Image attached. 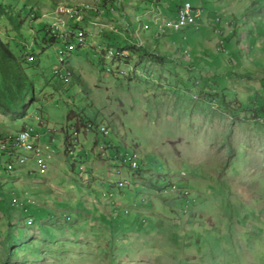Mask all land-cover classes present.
Returning a JSON list of instances; mask_svg holds the SVG:
<instances>
[{"label":"rangeland","instance_id":"rangeland-1","mask_svg":"<svg viewBox=\"0 0 264 264\" xmlns=\"http://www.w3.org/2000/svg\"><path fill=\"white\" fill-rule=\"evenodd\" d=\"M1 1L21 15L20 34L0 10V36L31 84L25 110L16 111L3 92L17 101L21 95L12 78L0 75V135L26 126L40 147L22 149L29 158L20 166L27 167L24 179L16 177L20 169L0 163V194L22 200L27 192L35 204L0 207V264H264V0H189L203 9L196 27L154 28L156 36L163 33L160 40L150 25L141 28L156 17L150 3L138 0ZM184 1L168 5L177 10ZM71 6L91 12L77 20ZM69 18L92 27L83 48L75 44L62 61L57 44L43 43L42 29L46 22L52 32L65 29ZM108 31L128 39L131 52L106 57ZM77 38L84 39L82 30ZM140 39L157 52L145 54L135 45ZM163 55L183 64L169 71ZM212 78L222 86L210 87ZM256 105L263 110L254 118L239 112ZM72 124L77 130L69 139ZM109 143L119 150L115 156L108 155ZM126 152L150 167L130 170L122 161ZM173 184L194 199L188 207L180 194L163 191ZM104 193L108 201L133 198L120 206L129 213L124 220H136L133 231L93 212L117 213L110 216ZM42 207L52 215L27 224L26 215ZM42 228L55 231L57 247L61 237L69 240L61 254L42 241ZM30 239L43 249L39 255L23 244Z\"/></svg>","mask_w":264,"mask_h":264},{"label":"clouds","instance_id":"clouds-1","mask_svg":"<svg viewBox=\"0 0 264 264\" xmlns=\"http://www.w3.org/2000/svg\"><path fill=\"white\" fill-rule=\"evenodd\" d=\"M138 1H140V2H146V3H150V5L149 4H147V7L146 8H152V10L151 11H153L154 13H155V17L156 18H154L153 19V22H155L154 23V25H150L149 23H151L149 20H146V21H144V23L146 24H143V23H141V28H143L145 31L146 30H148V28L151 26V27H154V26H156L159 30H161L162 32H164V31H166V30H170V31H172V32H179V31H182L184 28H188V27H191V26H194V27H196L195 25L197 24V19H199L200 17H202V15H203V9H201V8H199V7H196V6H194L189 0H185L184 2H183V4H181L180 5V8H178L177 10H176V12H173V13H175V17H173L172 15H173V13H172V11L168 8V10H167V7H169L168 5H166V3L163 1V0H161V2L164 4V6H162L161 4H158V3H155V0H138ZM202 0H201V4H202ZM186 4H189L190 5V14H191V16L193 17V22H190V23H187L186 25H184V26H181L180 28H178V29H176L174 26H170L169 25V23L170 22H173V23H176V22H178V20H179V12H180V10L182 9V8H184L185 7V5ZM158 6H161V7H158ZM56 7V5L54 6V8ZM71 7H77V8H79V9H82V16L84 17V20H85V15H84V12H88V9H85V8H83V7H78V6H71ZM166 9V10H165ZM156 11L158 12V13H156ZM170 11V12H169ZM54 12H55V9H54ZM101 12H102V10H101ZM157 15V16H156ZM220 18L222 19V17H220V16H218L217 17V19H215V22L217 23V24H220V23H218L219 21H220ZM81 23L80 22H76L74 19H72V18H69L68 20H67V23L65 24V29H58V30H56V32H52L51 31V28H50V23H48V28H49V31L53 34V35H55V36H57V37H66V38H70V44L69 45H65L63 48H60V50H59V52L61 51L62 52V54L60 55V60H62L63 61V59H62V55L64 54V53H66V52H68V50L70 49V48H73V46L76 44V47H82V44H83V41L85 40V38H86V36H87V34H88V31H90L91 30V27L92 26H87V25H80ZM152 24V23H151ZM150 25V26H149ZM71 26L72 27H77L78 29L80 28V27H84V26H86V27H84L86 30V32L84 33L85 34V36H84V39L82 40V41H80V40H78V41H74L75 39H78L77 37H76V34H74L73 32H75L72 28H71ZM70 30H72V32L70 31ZM135 30H137V28L135 29ZM139 30V29H138ZM144 32V31H143ZM215 32H218V33H220V31L219 30H217V31H215ZM141 35H142V31H141ZM143 36V35H142ZM143 39H144V37H143ZM143 44H145L144 43V41L142 40V39H140V41L138 42V45H143ZM66 47V48H65ZM109 52V55L111 56V54H110V52L111 51H108ZM187 54V53H186ZM188 55V54H187ZM88 127V126H87ZM86 127V128H87ZM30 130L31 131V133L34 135V133H33V131H32V129L31 128H29V127H24L23 129H21L20 131H17V132H15V133H10V134H7V135H2L3 137H0V140H6L7 138H9L10 136H13V135H15V134H17V133H19V132H21V131H23V130ZM100 131H101V128H100ZM102 132V131H101ZM105 134V133H104ZM105 135H107V134H105ZM34 137H35V135H34ZM35 143H36V141H35ZM70 144H73V139L66 145V147H67V151H69V149H71V145ZM39 144H37V146H38ZM41 146H43V145H41ZM38 147H40V146H38ZM66 150V149H65ZM12 151V154H8L7 152H2V155L0 156V163L1 164H4L5 166H6V169L7 170H12V171H14V170H16V168L18 167V166H23V165H26V162L28 161V157L27 156H25L24 154H23V152H22V149L21 150H17V151H15V150H11ZM71 152V151H70ZM69 153V152H68ZM132 155L130 152H127L122 158L124 159V160H122L126 165H127V167L130 169V170H133V171H138V168H139V166L137 167V168H131V166L129 165V162H127V160H126V157H127V155ZM133 154H135V155H137V158H138V154L137 153H133ZM53 155V154H52ZM43 156H45V159H51L53 156H51L50 158H47L46 157V154H43ZM20 157H23V158H26V160H25V162L24 163H22V162H20L19 161V159H20ZM32 158V160H36V158L34 157V155L31 157ZM37 161V160H36ZM138 161H139V165H140V163H142L143 164V166H146V167H150V165L148 164V165H146L145 164V162H142V161H140L139 159H138ZM38 162V161H37ZM142 169V168H141ZM141 169H139V170H141ZM129 182H127L126 184H128ZM120 185L122 186V185H124L123 183H120ZM178 187V188H177ZM180 187L178 186V185H176V184H173V185H170V187L169 188H165V190H163L164 192H169L170 193V191H172V192H175V194H180L181 195V198L183 199V202H182V208H186V207H188V205H190V202H193L194 201V199L192 198V197H189V196H187V194H186V191H185V189H182V188H180V189H182V190H180L179 189ZM15 193H12L11 194V196L10 197H8V198H6L5 196H3L2 194H0V207H2V208H4L3 206L5 205H7L10 209H15V208H17V207H20V208H23V206H28V208H30L31 207V205H35L34 204V201L31 199V195L29 194V197L27 196V192L25 193V196H24V199H22V200H19V199H17V198H15ZM192 204V203H191ZM30 206V207H29ZM123 211H124V214H126L125 212V210L123 209ZM129 213H127L126 215H128ZM39 214L37 213V214H30V215H26V223L27 224H32L34 221L35 222H38L37 221V219H36V216H38ZM66 220H70V216L69 215H67L66 217ZM139 220V219H138ZM65 223H67V221H65L64 223H62V224H65ZM39 224H41L40 222H39ZM53 227V226H52ZM29 242L31 243V244H28L29 246H30V248H32V247H35V245H34V243L32 242V239H30L29 240ZM17 249V248H16ZM15 249V250H16ZM40 252H41V249L39 248L38 249ZM49 252H51V250H49ZM48 252V253H49ZM39 255V254H38Z\"/></svg>","mask_w":264,"mask_h":264},{"label":"trees","instance_id":"trees-1","mask_svg":"<svg viewBox=\"0 0 264 264\" xmlns=\"http://www.w3.org/2000/svg\"><path fill=\"white\" fill-rule=\"evenodd\" d=\"M103 1H105V0H103ZM164 2L166 3V5H168L169 2H170V0H165ZM168 6H171V5H168ZM116 7H118V6H116ZM178 8H180V5H177V9ZM0 10H2L3 13L6 16H8V19H9L8 21L10 22V25L12 26L13 30L16 31V32H18V33H20V29H21V27L23 25L22 22H21V19L19 17V16H21L20 13H18L17 10L14 11L13 8L9 7L8 4H4V2L1 1V0H0ZM88 12H91V10H88ZM102 13H103V11H102ZM172 16L175 17L176 16L175 13H173ZM149 24L152 25L151 23H149ZM48 26L49 25H48L47 22L43 25V29L42 30H44V32L46 34V38L43 41V43H45V44H47V43H49V44L51 43L52 44L53 43L54 45L57 44L59 46V48H63L65 45H69L70 44V41H69L70 38L57 37V36L53 35L49 31ZM84 27H86V26H84ZM84 27L82 26V27H80L78 29L77 27H72L71 26V28L76 32V37H77V33L79 32V30L80 31L82 30L83 31V34L86 32L85 31L86 29ZM154 28L156 29L157 27L156 26L152 27V29H153L152 30V34L154 36H156V33L154 32ZM118 29H119V27H117V30ZM157 30H159V29L157 28ZM21 33H22V31H21ZM103 33H107V31L106 32L103 31ZM128 34H129V32H128ZM162 35H163V33H160L159 32V34L156 36V39L157 40H160L159 38ZM84 36H85V34H84ZM149 36H151V35H149ZM106 39H107L108 45L106 47V51H103V52H104V54L105 53L107 54L108 51H111L112 52L111 57L113 59L114 58L115 59L121 58V57H119L120 52L123 54V52L125 51V49L126 50L128 49L131 52L130 48L132 46H130L129 40L128 39H124L122 36H120V32L108 31V34L106 36ZM127 40H128V42H127ZM74 41H78V39H75ZM222 42H223V40H222ZM35 44H36V42H35ZM135 45L138 46V43L135 44ZM18 46H20V45H18ZM128 46H130V47H128ZM34 47H35V45H31V47L29 49L33 52L34 51ZM138 47H142L143 48V52H145V54H146V52L148 54L150 52H152V54L155 53V52H157L154 49H151L150 46H148V43H145V44H143L141 46H138ZM137 53H139V51ZM185 53H187L188 56H189L188 51H185ZM127 54H129V53L127 52ZM167 54L169 55V53H167ZM168 55H163V60L161 61V63L162 64H164V63L165 64H169V66L167 67V69L169 71L173 70L174 67H172V66H175V65L177 66L179 64H183L182 61H179L177 59V57H174V59L172 60V63H170L169 60H168ZM127 56H129V55H127ZM100 60H104V59H102L101 57H99L98 61H100ZM25 62H27V60ZM27 63H29V60H28ZM0 69H1L0 75L2 77L7 76V77L12 78L14 80V83H15V86H16L15 87L16 88V92H18L21 95V98H20V100L17 101L16 100L15 93H12V91H10V90H8V92L7 91H4L3 92L1 90L3 92V96L5 98H9L10 99L9 100L10 103H12L14 105V107H13L14 110H16V111H24L25 108L23 107V105L26 102V93L28 92V83L29 84H31V83H30L27 75L25 74V72L22 70L24 68L21 67V61H20V59L15 55L14 50L6 43V41L1 36H0ZM103 69L106 70L107 69L106 66L103 67ZM213 78L215 79V78H217V76H214ZM213 78L211 80H209V83H211V86L210 87L213 88V86H215L214 84H216V86H220L217 83H214L212 81ZM8 93H9L10 97H8ZM240 108H242V105H240ZM262 110H263V106L256 105L255 108L253 107V111H250L249 109L246 108V109L239 110V112L241 114H243L244 116H246V117H247V113L249 112V114H251V117H249V118H254V115H256V113L258 115L261 114L262 113ZM68 116H69V113H68ZM68 116H67V119H69ZM71 119H79V118H75L74 117V118H71ZM82 121H83V119H82ZM88 125H91V124H88ZM102 127H105L107 129V134H109V127L107 125H104ZM74 128L77 129L76 126ZM0 137H3V136L0 135ZM108 146H109V148H111V145L110 144ZM122 160H124V159L122 158ZM141 168H143V164L142 163H140L138 170L141 169ZM23 244H31V243L29 241H26ZM23 246L24 245H20V247H23ZM16 248H17V245H16L15 249ZM37 250L38 249L32 247L30 253L32 255L36 256L37 254H39V250L38 251Z\"/></svg>","mask_w":264,"mask_h":264},{"label":"crops","instance_id":"crops-1","mask_svg":"<svg viewBox=\"0 0 264 264\" xmlns=\"http://www.w3.org/2000/svg\"><path fill=\"white\" fill-rule=\"evenodd\" d=\"M158 7H160V6H158ZM168 8L172 11V13L173 12H176V10H173L172 8H171V6H169V7H167V10H168ZM170 12V11H169ZM79 48H83V47H79ZM105 51H106V49H105ZM106 54V53H105ZM107 56L106 57H111L110 55H109V52H107V54H106ZM44 126V125H43ZM65 126H67V125H65ZM65 126H63L62 128H61V130L63 131V129H64V127ZM75 126L72 124V133H68L70 136H69V139L71 138V137H73L72 135H73V133H74V131L75 130H77L76 128H74ZM47 136L48 135H46L45 136V138L47 139ZM66 141H67V138H65L64 137V139H63V144H65L66 143ZM110 144V143H109ZM65 150V149H64ZM108 153V152H107ZM117 153H119V150H118V148H109V153H108V155L109 156H115ZM127 153V152H126ZM16 169H20V171H17L16 172V177H19V179H24L25 177V172L27 171V167H22V168H20V166H18ZM27 178H28V176H27ZM25 181L26 182H28L26 179H25ZM111 184V186H113L114 185V183H110ZM41 188V187H40ZM39 189V188H38ZM95 194V193H94ZM111 195V194H110ZM123 195V194H122ZM121 195V196H122ZM105 197H107V195L105 196V193L103 194V197L101 198V202H107V203H110L111 204V207L110 208H107V209H110V216H112V214H113V212H117L115 215H114V217H108V215H107V213H104L102 210H95V211H93V212H96L97 214H98V217L99 218H101V219H107V221H109V224H111L112 226H114L115 225V227L117 228L118 226H120L121 227V229H123V230H126V232H128V231H133L134 230V228H135V225H136V220L135 219H131V218H129V219H127V220H124V219H126L127 217L124 215V213H123V207H121L120 208V206L122 205H124V201H126V202H130V200H133V198L132 199H129V197H127L128 199H126V198H114V199H112V201H108V200H106L105 199ZM100 201V200H99ZM44 205H45V203H43ZM112 208H115L116 210H113ZM32 209V208H31ZM36 213L35 214H39L38 216H36V219H37V221L39 220V219H43L44 217H46L47 215H52V212L50 211V210H48V209H46L45 207L43 208H37L36 209ZM84 212H87L86 210H84ZM46 233H42V235L44 236V238L42 239V241H45L44 243H46L47 245H53V246H56V248H57V250L56 251H58V254H59V251H60V254H61V251L63 250V248L62 247H64V242L65 241H69V240H61V239H63L62 237L60 238V245L62 246V247H57L58 246V235L55 233V231L53 230V229H51V228H42ZM73 233V235H77V230H73L72 231ZM32 234H34V233H32ZM31 237H33V235H31ZM39 238H41L40 236H39ZM43 250V249H42ZM41 250V251H42ZM45 252H49V249H47V250H44Z\"/></svg>","mask_w":264,"mask_h":264},{"label":"built area","instance_id":"built-area-1","mask_svg":"<svg viewBox=\"0 0 264 264\" xmlns=\"http://www.w3.org/2000/svg\"><path fill=\"white\" fill-rule=\"evenodd\" d=\"M78 9L77 7H74V12L77 14V20H80L78 17ZM193 22V17L190 14V5H185L184 8H182L179 12V20L176 23L170 22L169 25H173L176 29L183 26V23H190ZM51 24V23H50ZM56 30H58V26H56ZM92 126L88 125L87 129H90ZM101 131L104 133V127H101ZM10 142H19L21 143V149L28 150V149H37V144L35 143V137L31 133L30 130H28V133H17L13 136H11ZM1 156V152H0ZM127 162L134 164V168H137L139 166V163L135 161L134 157H126Z\"/></svg>","mask_w":264,"mask_h":264},{"label":"bare ground","instance_id":"bare-ground-1","mask_svg":"<svg viewBox=\"0 0 264 264\" xmlns=\"http://www.w3.org/2000/svg\"><path fill=\"white\" fill-rule=\"evenodd\" d=\"M187 5V4H186ZM75 16H77L76 12L71 11ZM82 11L78 10V17L80 18V14ZM187 23H183V26L186 25ZM173 26V25H170ZM82 34H80L81 36ZM19 133H28V130H23ZM104 133L107 134V129L104 128ZM11 141V136L9 138H7L6 140H0V152L2 155V152H7L8 154H11L12 151L11 150H21V143L19 142H10ZM27 151V150H26ZM25 151V152H26ZM28 151L30 152H34L35 149H28ZM136 162H138V160L135 159ZM139 163V162H138ZM131 168H134V164H131Z\"/></svg>","mask_w":264,"mask_h":264}]
</instances>
